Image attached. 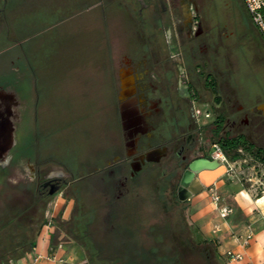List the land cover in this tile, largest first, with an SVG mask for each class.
<instances>
[{
    "label": "rangeland",
    "instance_id": "1",
    "mask_svg": "<svg viewBox=\"0 0 264 264\" xmlns=\"http://www.w3.org/2000/svg\"><path fill=\"white\" fill-rule=\"evenodd\" d=\"M194 1L206 40L199 50L214 52L223 75L237 83L240 106L255 111L264 101V39L251 33L243 1ZM0 6L12 30L9 36L0 34V82L26 75L20 85L34 107L25 133L16 136L14 157L0 168V263L29 251L35 225L47 223L56 209L55 225L75 239L89 240V248L83 247L88 264L95 258L102 264H152L153 247L158 255L177 257L178 264H203L201 247L191 242L186 224L187 201L173 194L160 167L132 172L120 133L119 76L126 65H137L143 44L165 42L164 30L151 35L149 20L144 34H137L133 0H2ZM254 139L264 148V121ZM35 149L47 157L43 163L49 171L91 177L31 203L23 182ZM105 151L116 172L101 178L104 172L92 169H103ZM219 180L229 190L261 195L264 162L242 153ZM222 187L204 190L211 203L212 193L220 202ZM77 225L87 226V238Z\"/></svg>",
    "mask_w": 264,
    "mask_h": 264
},
{
    "label": "flooded vegetation",
    "instance_id": "2",
    "mask_svg": "<svg viewBox=\"0 0 264 264\" xmlns=\"http://www.w3.org/2000/svg\"><path fill=\"white\" fill-rule=\"evenodd\" d=\"M133 2L137 5L136 17L140 22L137 23L136 33L144 34L143 24L151 20L154 22L151 35L164 30L165 42L143 44L140 49L142 58L135 67L126 65L115 90L124 154L129 159L132 172L136 174L145 166L160 167L162 176L168 179L167 183L177 196L186 171L193 174L189 176L188 186L196 187L197 173L190 168L193 163L200 166L219 161L226 165L228 173L230 162L237 160L231 159L233 154L245 152L254 160L250 150H264L254 139L260 123L264 121V101L254 106L255 111L250 106H240L237 83L223 75L214 52L199 50V47L206 46V40L201 33L195 1ZM247 24L253 36L262 39L251 20ZM11 32L5 8L0 6V34L9 36ZM27 60L30 62L29 58ZM24 77L26 75H15L0 82L1 169L14 157L12 150L16 145V136L27 129L28 117L33 114L29 91L20 85ZM16 88L20 91L18 95ZM242 136L246 139L241 142ZM35 150L36 160L29 167L23 182L25 196L31 203L52 198L68 184L76 186L83 178L91 177L90 173L74 177L73 171L51 172L43 163L47 157ZM221 155L228 163L221 160ZM102 160L103 169L94 166L92 171H103L101 178L114 174L116 171L111 168L106 151ZM114 161L119 163L120 168L123 167L120 156H116Z\"/></svg>",
    "mask_w": 264,
    "mask_h": 264
},
{
    "label": "crops",
    "instance_id": "3",
    "mask_svg": "<svg viewBox=\"0 0 264 264\" xmlns=\"http://www.w3.org/2000/svg\"><path fill=\"white\" fill-rule=\"evenodd\" d=\"M112 85V80H111ZM217 180L212 186H223ZM205 191L186 199L187 222L196 239L213 242L220 264H264V193L221 188L220 206L231 208L221 217ZM51 219L40 227L34 245L23 256L2 264H88L83 247ZM239 255L241 258H233Z\"/></svg>",
    "mask_w": 264,
    "mask_h": 264
},
{
    "label": "trees",
    "instance_id": "4",
    "mask_svg": "<svg viewBox=\"0 0 264 264\" xmlns=\"http://www.w3.org/2000/svg\"><path fill=\"white\" fill-rule=\"evenodd\" d=\"M243 7L245 9V6H243ZM245 11H246V9H245ZM246 13H247V11H246ZM261 38H262V36H261ZM243 139H246V138H244L242 136L241 137V142H242ZM242 153L248 155L245 152H238V153L233 154L231 159L240 158L242 156ZM250 154L253 156L254 160L256 159V160H258L260 162H264V150L262 148H256L254 152L250 150ZM85 216H86V214H85ZM87 216H89V215H87ZM89 222H90V219L87 220L86 224H88ZM40 223L42 224V222H40ZM186 224H187V227L189 229L191 242H193L194 245L201 247V256L203 258V264H220L218 262L217 258H216V249H215V245L213 244V242L208 241V240H199V239H197V241H196L195 240L196 238L192 234V229L189 226L188 222H186ZM76 227L78 229H80V232L82 233L81 237H86L87 238L86 234H84V233H86L87 226H86V228L83 227V229L81 228L82 227L81 225H77ZM36 228H37L36 230H37V235H38V233L40 231V225L38 227H36ZM35 239L32 241L31 248L34 245ZM76 240L78 241V243L82 247L87 248V249L89 248V245L85 244V242L89 241V240H87V239L79 240L78 238ZM155 250H156L155 247H153V249L151 250L152 254L154 256L152 264H178V262H177L178 258L177 257L158 255ZM12 260H14V259H12ZM2 263H7V262H2ZM2 263H0V264H2ZM90 264H102V260L95 258V262L91 261Z\"/></svg>",
    "mask_w": 264,
    "mask_h": 264
},
{
    "label": "water",
    "instance_id": "5",
    "mask_svg": "<svg viewBox=\"0 0 264 264\" xmlns=\"http://www.w3.org/2000/svg\"><path fill=\"white\" fill-rule=\"evenodd\" d=\"M123 117V115H122ZM190 168L197 173L195 178L196 187L188 186L189 176L193 175L191 172L186 171L180 181V186L177 191V198L184 201L190 198L193 194L199 193L203 188H210L219 177L227 173V167L221 164L210 162L208 165L196 166L195 163L190 165Z\"/></svg>",
    "mask_w": 264,
    "mask_h": 264
},
{
    "label": "built area",
    "instance_id": "6",
    "mask_svg": "<svg viewBox=\"0 0 264 264\" xmlns=\"http://www.w3.org/2000/svg\"><path fill=\"white\" fill-rule=\"evenodd\" d=\"M245 6V9L250 17L251 22L256 26L260 32L262 38L264 39V0H242ZM221 160L227 162L226 158L221 155ZM228 163V162H227ZM229 165V164H228ZM230 168V165L228 166ZM212 202L215 204L221 217L227 216L231 208L223 205H219V196L215 193L211 194ZM233 258H241L239 255H232Z\"/></svg>",
    "mask_w": 264,
    "mask_h": 264
}]
</instances>
